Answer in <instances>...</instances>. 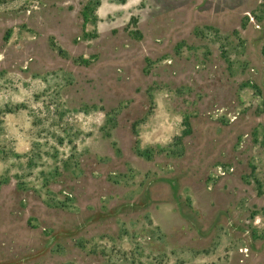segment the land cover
Here are the masks:
<instances>
[{"label":"rangeland","instance_id":"374dc122","mask_svg":"<svg viewBox=\"0 0 264 264\" xmlns=\"http://www.w3.org/2000/svg\"><path fill=\"white\" fill-rule=\"evenodd\" d=\"M0 264H264V0H0Z\"/></svg>","mask_w":264,"mask_h":264}]
</instances>
